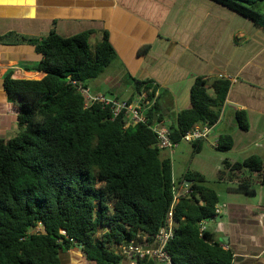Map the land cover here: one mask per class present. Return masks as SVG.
Returning a JSON list of instances; mask_svg holds the SVG:
<instances>
[{"label":"trees","instance_id":"16d2710c","mask_svg":"<svg viewBox=\"0 0 264 264\" xmlns=\"http://www.w3.org/2000/svg\"><path fill=\"white\" fill-rule=\"evenodd\" d=\"M264 29V0H211ZM94 32L62 37L15 35L14 44L28 43L42 58L28 70L41 71L39 80L13 78L8 71L3 87L17 109L18 133L0 137V264H63L64 254L81 245L88 261L121 264L126 257L118 246L146 237L152 242L165 225L173 202L175 179L170 157H162L155 123L164 120L159 96L146 113L147 123L124 128L122 117L97 104L85 108V99L71 80L88 87L117 58L109 32L103 30L90 52ZM7 36L0 37L4 42ZM150 45L139 50L145 55ZM132 102L144 90H159L150 79L129 76ZM231 87L226 77L200 75L190 88V105L180 110L168 127L172 142L198 124L216 125ZM118 98V97H116ZM121 99V98H120ZM235 119L242 131L250 128L245 110ZM205 140L192 142L200 152ZM231 134L218 137L215 148L233 149ZM237 185L228 190L254 195L255 184L264 187V157L223 161ZM245 172L256 174L258 182ZM191 194L174 208V236L167 246L172 264H233L234 254L200 223L215 216L220 202L206 177L188 171ZM64 231V233L62 232ZM135 264H160L144 258Z\"/></svg>","mask_w":264,"mask_h":264},{"label":"crops","instance_id":"0c3cea01","mask_svg":"<svg viewBox=\"0 0 264 264\" xmlns=\"http://www.w3.org/2000/svg\"><path fill=\"white\" fill-rule=\"evenodd\" d=\"M88 30L94 32L90 41L101 39L107 30L117 52L103 83L119 87L123 76L153 80L167 129L176 114L189 107L196 76L229 78L222 117L210 137L216 141L222 134L233 136L229 153L237 160L226 159L231 163L264 157V29L211 0H0V37L12 35L0 42V137L19 129L17 109L3 87L5 74L12 71L13 78L34 80L45 75L28 70L42 56L31 44H14L13 34L42 38L55 31L71 37ZM148 44L149 51L140 55ZM101 85L93 91L101 92ZM237 110L247 112L248 131L238 127ZM220 126L234 129L216 135ZM245 176L257 178L249 172ZM253 187L254 195L227 189V200L219 202L221 212L207 227L223 248L233 251V264H264V187ZM63 264L97 263L73 248L64 254Z\"/></svg>","mask_w":264,"mask_h":264},{"label":"built area","instance_id":"2783aa9c","mask_svg":"<svg viewBox=\"0 0 264 264\" xmlns=\"http://www.w3.org/2000/svg\"><path fill=\"white\" fill-rule=\"evenodd\" d=\"M222 77V76H220ZM71 84L85 99V108H90L94 105H101L110 109L113 119L122 117L124 121V128L136 125L138 123H147L148 118L146 113L155 104L158 99L159 92L156 91L152 96L149 91H142L132 102L128 99H120L116 97H109L102 92H94L91 88L85 87L82 83L71 80ZM153 130L158 135L159 146L162 150H169L171 154L174 153L178 143L172 142L169 137L168 129L164 126L163 121L155 123ZM214 131V125L198 124L188 131L182 138V141L192 143L197 140H207ZM214 145H217V140ZM173 187V202L168 213L165 225L159 230L152 242L147 241L145 237L142 242L137 243L135 240H130L127 243L118 246V252L124 255L127 259L136 260L149 258L155 260L160 264H172L171 256L167 251V246L174 236L175 219L174 208L181 197L189 196L191 194L190 183L186 180L176 183ZM221 208L219 204L215 210V216L210 219H205L200 223V233L207 230L210 221L214 220ZM64 233V231H62Z\"/></svg>","mask_w":264,"mask_h":264},{"label":"rangeland","instance_id":"374dc122","mask_svg":"<svg viewBox=\"0 0 264 264\" xmlns=\"http://www.w3.org/2000/svg\"><path fill=\"white\" fill-rule=\"evenodd\" d=\"M99 37L93 38L90 41V52L94 55V48L96 43L99 41ZM112 66V65H110ZM108 67L105 72L100 76L99 79H92L88 82V87L92 90L95 89V85L97 83H102L100 90L102 93L107 94L109 97H118L121 99H129L132 95V85L130 79L128 77L122 78V81L119 87L109 86L107 83H103V79L106 75L109 74L111 67ZM99 80V82H98ZM114 92L110 94L112 91ZM111 91V92H110ZM95 92V91H94ZM179 107H182L183 104L179 103ZM224 126H220L217 128L216 135L227 133L232 131L234 128H229L227 130L224 129ZM19 130V129H18ZM14 130H12L13 132ZM18 133L16 130L9 135H3L11 138ZM215 138L210 137L208 138L200 150V152H195L192 143L181 141L178 146L175 148L174 153L171 154L169 150H162L161 156L162 157H170L173 166V175L175 180H179L182 178L188 171H197L202 173L206 179V185L211 188H214L218 195L220 202L227 200L228 195V187L236 186L237 183L230 181L233 180L234 176L231 175L230 172L224 168L223 161L226 159H236L234 154H230L229 152H221L215 148ZM230 179V180H229ZM254 202L258 201V197L249 196ZM126 262H131L134 264V261H123L121 264Z\"/></svg>","mask_w":264,"mask_h":264},{"label":"water","instance_id":"95a60500","mask_svg":"<svg viewBox=\"0 0 264 264\" xmlns=\"http://www.w3.org/2000/svg\"><path fill=\"white\" fill-rule=\"evenodd\" d=\"M76 247H77V248H80V247H81V245H80V244H78Z\"/></svg>","mask_w":264,"mask_h":264}]
</instances>
